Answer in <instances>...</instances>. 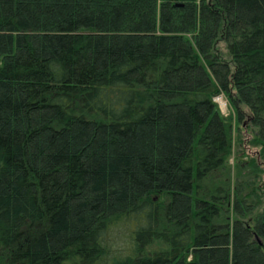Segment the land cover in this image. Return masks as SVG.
Segmentation results:
<instances>
[{
	"label": "trees",
	"instance_id": "16d2710c",
	"mask_svg": "<svg viewBox=\"0 0 264 264\" xmlns=\"http://www.w3.org/2000/svg\"><path fill=\"white\" fill-rule=\"evenodd\" d=\"M241 128L264 157V0H0V264H264Z\"/></svg>",
	"mask_w": 264,
	"mask_h": 264
},
{
	"label": "rangeland",
	"instance_id": "374dc122",
	"mask_svg": "<svg viewBox=\"0 0 264 264\" xmlns=\"http://www.w3.org/2000/svg\"><path fill=\"white\" fill-rule=\"evenodd\" d=\"M223 100L224 102H222ZM215 102L218 104L222 114L224 116H229L233 111L231 110L228 101L225 99L224 96L220 95L215 98ZM252 138L248 135V133L241 128V130L238 132L235 138V142L233 145V155L230 159V164L232 167V172L238 173L239 168L247 170L246 165H248L251 160L257 157L258 164L260 165L261 169L264 170V157H261L259 154L260 149L254 147L251 144ZM257 171V170H255ZM249 172V171H248ZM259 179H262L264 181V171L260 174ZM131 228H123L119 227L115 231L114 238L116 239L115 242H113V245L115 249H123V252H126L128 250L129 246V237L131 234ZM162 248L159 243H156L149 247V251H158Z\"/></svg>",
	"mask_w": 264,
	"mask_h": 264
},
{
	"label": "bare ground",
	"instance_id": "6f19581e",
	"mask_svg": "<svg viewBox=\"0 0 264 264\" xmlns=\"http://www.w3.org/2000/svg\"><path fill=\"white\" fill-rule=\"evenodd\" d=\"M222 102H224L223 100H221Z\"/></svg>",
	"mask_w": 264,
	"mask_h": 264
}]
</instances>
